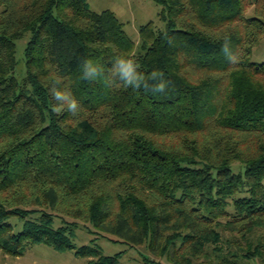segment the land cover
<instances>
[{
  "label": "trees",
  "instance_id": "16d2710c",
  "mask_svg": "<svg viewBox=\"0 0 264 264\" xmlns=\"http://www.w3.org/2000/svg\"><path fill=\"white\" fill-rule=\"evenodd\" d=\"M154 1L165 27L141 25L136 44L113 11L87 0H0L3 254L74 248L68 227L53 226L61 215L146 241L169 264H264V61L250 59L264 0ZM26 33L21 83L16 41ZM121 57L144 76L138 90L121 86ZM92 67L108 87L82 79ZM75 252L118 264L94 246Z\"/></svg>",
  "mask_w": 264,
  "mask_h": 264
},
{
  "label": "rangeland",
  "instance_id": "374dc122",
  "mask_svg": "<svg viewBox=\"0 0 264 264\" xmlns=\"http://www.w3.org/2000/svg\"><path fill=\"white\" fill-rule=\"evenodd\" d=\"M87 2L90 8L96 12L104 9L113 11L123 23L127 35L136 44L139 42L141 25L152 21L156 29H164L165 27V22L159 17L161 6L154 0H87ZM1 10L2 6L0 5V12ZM251 13L252 9H249L248 14ZM29 36L30 34L26 33L24 37L16 41L17 64L13 74L21 83L25 79L24 47ZM250 59L254 62L264 61V35L258 44L252 48ZM26 86L28 85L24 83V87ZM231 169L234 173H243L244 166L240 162H233ZM245 195L247 193L243 191L236 196ZM228 210H232L231 203L228 205ZM9 221L15 232L22 229V219L12 217ZM63 225L67 226L71 232L74 248L58 250L44 243L31 244L19 256L3 254L0 251V264H86L87 258L78 256L75 252L76 248L83 245L94 246L104 255L118 256V264H156V262L169 264L165 258L151 254L146 241L140 245H130L113 235L98 230L90 222H84L79 218L72 219L68 216L55 215L53 226L57 228ZM144 257H148V260ZM242 264H256V262L243 260Z\"/></svg>",
  "mask_w": 264,
  "mask_h": 264
},
{
  "label": "clouds",
  "instance_id": "9594fccd",
  "mask_svg": "<svg viewBox=\"0 0 264 264\" xmlns=\"http://www.w3.org/2000/svg\"><path fill=\"white\" fill-rule=\"evenodd\" d=\"M87 63L89 65H91L92 61L89 60V61H87ZM136 66H137L136 62L131 58L121 57L119 59L117 71H118L120 79L123 81V84L121 86L128 88L131 85H135L136 87L134 88V90L139 89L140 83L144 82L145 78H144V76L139 75L136 72V70H135ZM94 73H96V69H95V67H92L91 72L85 74V76L82 77V79L88 81L89 77H91L92 81H100V82L104 83L105 86H107L106 81L103 79H97L96 76L93 75ZM159 75H163V73L159 72V71H153L149 78L155 79ZM163 87H164V85L161 84L158 86L157 90L160 91L163 89ZM55 98L57 100H65V99H67V96L63 91L58 90L55 93ZM76 107H77V101L76 100L69 101V108L70 109H74ZM60 110L61 109L58 106L53 108V111L59 112Z\"/></svg>",
  "mask_w": 264,
  "mask_h": 264
}]
</instances>
